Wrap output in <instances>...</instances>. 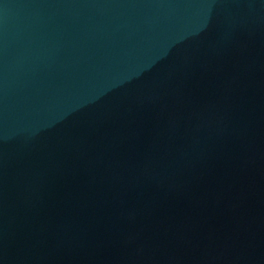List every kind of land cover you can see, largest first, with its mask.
<instances>
[{"label":"water","instance_id":"water-1","mask_svg":"<svg viewBox=\"0 0 264 264\" xmlns=\"http://www.w3.org/2000/svg\"><path fill=\"white\" fill-rule=\"evenodd\" d=\"M0 264H264V0H0Z\"/></svg>","mask_w":264,"mask_h":264}]
</instances>
